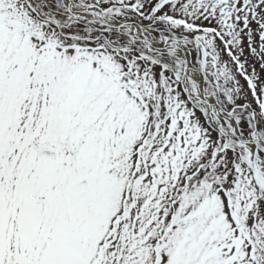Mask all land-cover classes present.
Masks as SVG:
<instances>
[{"label": "snow or ice", "instance_id": "1", "mask_svg": "<svg viewBox=\"0 0 264 264\" xmlns=\"http://www.w3.org/2000/svg\"><path fill=\"white\" fill-rule=\"evenodd\" d=\"M0 264H264V0H0Z\"/></svg>", "mask_w": 264, "mask_h": 264}]
</instances>
